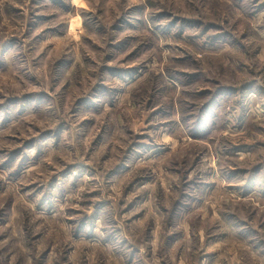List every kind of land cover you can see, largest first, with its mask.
Masks as SVG:
<instances>
[{
	"label": "rangeland",
	"instance_id": "obj_1",
	"mask_svg": "<svg viewBox=\"0 0 264 264\" xmlns=\"http://www.w3.org/2000/svg\"><path fill=\"white\" fill-rule=\"evenodd\" d=\"M0 264H264V0H0Z\"/></svg>",
	"mask_w": 264,
	"mask_h": 264
}]
</instances>
